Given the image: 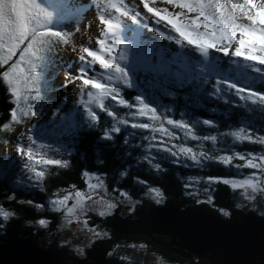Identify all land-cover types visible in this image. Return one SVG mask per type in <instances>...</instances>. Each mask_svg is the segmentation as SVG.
<instances>
[{"label":"trees","instance_id":"1","mask_svg":"<svg viewBox=\"0 0 264 264\" xmlns=\"http://www.w3.org/2000/svg\"><path fill=\"white\" fill-rule=\"evenodd\" d=\"M69 14L62 11V18ZM78 23V18L70 17L66 20L59 31L71 33ZM55 30V29H54ZM55 41L53 42V44ZM124 44L132 45L128 51V64L120 61L121 66H135L132 73L133 87L121 88L122 95L132 101L137 94L143 93L152 106L158 110V115L162 121H147L146 117H136L133 120L129 116L128 110L120 106H115L112 102L110 106H115L118 116L129 120L127 126L120 125L122 131L113 133L112 139L103 138L106 126L113 122L106 113H99L100 123L87 126L86 113L83 112V119H74L72 125L66 120L65 124H55L52 129L47 128L48 138L55 146L53 151L62 152V161H67V166L46 165L41 169L45 172L44 177L37 182H19L5 171L3 155H0V205L4 211L10 213L6 221L0 218V245L9 240L19 239L26 235L39 240L43 229L35 224L40 218L46 219L53 228L59 220L56 211L46 207L48 197L72 188L83 186L82 173L84 170L98 172L102 175L106 188L112 192L124 191L131 197L137 199L134 208L149 209L156 206L184 208L190 206L192 210L211 211L220 217H237L242 214H254L252 210H243L234 204V198L223 179L237 180L245 167L232 163L224 165L217 159L220 153H231L233 151H262L264 145L236 142L229 134L245 128L246 132L255 137L264 135V108L253 105L250 101L239 99L234 94V90L229 94L215 93L212 85L216 76L213 74L209 83L203 82V77L192 80L181 81L170 76L160 75L143 70L144 54L149 52L138 41L124 40ZM52 46V44H51ZM43 48L38 58L32 60V64L22 65L31 74L32 85L30 90H25L23 96L28 99L23 100L21 105L7 92L6 86L0 85V129L5 123L11 121V110L23 107L36 121L41 119L49 107V92L52 89L51 78L48 79L47 54H52V48ZM121 45L112 47V56H118ZM172 57V56H171ZM107 58L108 55H107ZM165 59H170L165 57ZM201 60V59H199ZM195 63L197 60H191ZM202 61V60H201ZM35 65V68L33 67ZM224 73L236 76L235 68L222 67ZM42 70V72H41ZM196 75V74H194ZM242 85H251L257 91L264 92V80H262L252 70H247V79L237 77ZM254 81V82H253ZM105 82V81H103ZM226 87V86H225ZM247 95V93H245ZM105 103H109L108 100ZM94 107V105H93ZM132 111H135L133 109ZM36 113L32 115L31 113ZM75 117L73 114H71ZM166 119L183 121L189 124L192 132L201 137L193 140L188 130L183 128H173L168 125ZM21 123L28 124V118L21 116ZM204 120H209L210 125L203 124ZM143 121L153 124L159 128L163 122L164 127L174 133L169 137L161 132L149 130L132 129V122ZM20 123H18V126ZM22 126V125H21ZM20 126V127H21ZM52 126V124H51ZM15 129L11 128V133ZM61 135V136H60ZM205 136H216L217 141L204 140ZM11 136H6L8 142ZM149 137V139H145ZM127 140V142H125ZM166 140L174 142L182 147H190L193 150H201L210 159H201L200 164H196L185 156L171 157L165 148L157 144H165ZM0 135V145L6 144ZM152 145L151 147H149ZM159 164L160 168H154L153 164ZM186 177L216 178L211 180V201L194 197V193L188 192V187L184 185ZM142 181V183H141ZM147 187L158 188L163 194L161 203L144 196ZM208 187V189H209ZM227 211L229 215L222 216L220 210ZM125 217H132V211L123 209L119 213ZM258 216V215H257ZM100 218V217H97ZM108 216L99 220V224L106 230L102 236L95 237L84 249L81 256L75 255L66 245H49L66 261L77 259L90 260L95 255L105 257L110 264H129L112 253V249L118 244L142 243L143 247L155 253L162 260L171 264H206L207 260L193 255L183 257L171 252L164 246L154 243L147 236L131 233H110V227L104 223ZM154 239L166 242V235H155Z\"/></svg>","mask_w":264,"mask_h":264},{"label":"snow or ice","instance_id":"2","mask_svg":"<svg viewBox=\"0 0 264 264\" xmlns=\"http://www.w3.org/2000/svg\"><path fill=\"white\" fill-rule=\"evenodd\" d=\"M135 2V0H134ZM169 7H157V0H138L135 7L129 10L125 0H105V4L101 5L99 14L100 24L103 28L100 32L101 39L97 40L99 50H90L89 47L81 48L79 60L84 62L87 67H81L79 74L70 76L69 82L76 80L81 81L80 94L84 95L85 89L90 88L95 92L87 91V101L81 99L83 110L86 113V123L88 127H92L100 123L99 113H106L107 117L113 121L110 126H106L103 132V138L112 139L113 133H120L122 128L120 125L127 126L129 120L118 116L115 106H120L128 110L130 117L135 120L136 117H146L147 121H162L158 115V110L148 98L143 94H137L132 101L126 99L121 88L116 85H122L127 88L133 87L132 73L136 70L135 66H121L120 61L125 65L128 64V49L132 47L130 44H124L120 37L122 31L123 19L130 18L133 24H139L141 18L148 21L142 26L148 28L150 25H161L168 29L167 32L158 27H152L151 30L164 40L174 42L181 50L188 49L198 53L201 60L192 63L188 52H177L170 59H165L164 53L160 51H151L144 54L143 70L153 72L160 75L170 76L181 81L192 80L203 77L205 84L213 74L216 79L212 87L215 93H232L244 101H250L253 105H259L264 108V92H260L251 87V85H242L237 77L247 79V70L255 72L262 80H264V0H159ZM140 5L148 15L144 16L139 11ZM67 7V5H64ZM115 9L118 16L108 12L107 9ZM178 9V11L176 10ZM56 13L49 8L44 0H0V85L6 86V90L11 97L19 103L22 93L30 90L32 79L28 70L22 65H31L34 58H38L43 48H48L55 42L67 45L71 40V33L54 30L53 25L57 22ZM246 20L248 23L239 21ZM175 33V35H173ZM112 40L115 44L121 45L118 56H112V46L107 43ZM25 45L24 47H21ZM234 46V47H233ZM212 51L229 57L230 62L234 64L236 76L224 73L220 69V65ZM101 53H107L109 58H105ZM86 54V56L84 55ZM86 57H90L87 60ZM243 61L240 63L237 59ZM99 64V70L95 69V65ZM92 72V75H89ZM196 74V75H194ZM98 77H102L103 81ZM254 82V81H253ZM226 86V87H225ZM247 93V95H245ZM27 100V96H23ZM108 100L109 103H105ZM115 102V106H110ZM94 105V107H93ZM135 109V111H132ZM23 115L27 116L28 111H23ZM33 116L36 113H31ZM11 120L19 123L20 114L17 109L11 110ZM168 125L173 128L187 129L193 140H199L201 137L192 132L189 124L183 121L166 119ZM212 122L204 120L203 124L210 125ZM132 129L151 130L152 132H161L171 137L174 135L169 129L164 127L163 122L159 128L153 126L149 122L137 121L130 124ZM4 129H9L10 125L5 123ZM236 142L243 143L248 141L254 144L264 145V135L255 137L246 132L241 127L237 131L229 134ZM149 139V137H145ZM204 140H210L213 143L217 141L216 136H205ZM27 140L32 144L36 142L32 136H28ZM127 142V140L125 141ZM150 145L149 147H151ZM25 146L21 147L19 142L16 144V152L22 157H26L25 167L29 172L35 170V164L58 165L60 167L67 166V161L59 159H40L34 160V154L39 152V148ZM164 151H171L165 148ZM187 159L196 164L201 163V159H210L203 152L197 154L190 147H181L179 149ZM173 157L177 156V152L172 151ZM240 160L245 161L243 167L249 169H257L264 176V154L257 157L254 153L242 155L235 153ZM219 162L224 165H231L233 156H220ZM259 161V162H256ZM154 168L159 169L160 165L153 164ZM45 175L44 171H36L35 179L41 180ZM85 175H89L85 173ZM210 180L216 178H209ZM99 183L89 184V188L97 189L103 185V181L97 177ZM225 185H231L232 189H243L241 195L245 199H253V195L249 193H257L264 191L258 189V181L253 176H249L242 180L223 179ZM142 183V181H141ZM264 183V180L259 181ZM152 199L156 203H161L163 194L158 188H149L147 190ZM81 192H76V202L67 207V203L71 195H65L61 199L52 200L50 203L56 211L66 208L68 215H73L77 209H84ZM121 196L127 197L128 193L121 192ZM211 201V197H209ZM104 210L99 212L100 216L110 214V210L116 205L111 202H103ZM227 216V211L223 212ZM10 213L0 209V218L9 219ZM45 221L41 219L39 224L45 225Z\"/></svg>","mask_w":264,"mask_h":264},{"label":"rangeland","instance_id":"3","mask_svg":"<svg viewBox=\"0 0 264 264\" xmlns=\"http://www.w3.org/2000/svg\"><path fill=\"white\" fill-rule=\"evenodd\" d=\"M44 3L49 6L50 9L55 11L56 23L53 25V29L59 30V27L62 24L69 20L71 17L78 18V23L76 28L71 32V40L70 43L64 45L63 43L55 42L52 43V54H47L48 59V73L51 78V86L52 89L49 92V107L41 119L36 121L33 120V117L28 114L27 116L23 115V111H26L23 107L19 108L20 121L19 125L15 121H10L9 129H4L3 125L0 129V135L2 136V140L6 142V136H11L6 142V144L0 145V155H3L4 167L5 171L11 174V177L19 182H37L35 177L36 171H42L41 169L45 168L46 165L43 164H35V170L33 172H29L25 167L26 157L22 158L16 152V144L19 142L21 147L29 146L34 149L40 145L44 147L39 148V152L34 154V160L40 159L41 156L45 159H59L62 161L61 155L62 152L53 151L55 146L52 144L51 137L48 134L47 128L49 127L51 131V136H53L52 129L55 124L61 126V124H65L66 120L70 122L72 125L74 119H83V104L80 103L81 99L87 101V91L91 90L95 92L96 90L89 88L85 89L84 95L80 94V86L81 81L76 80L74 82H69L70 76H75L79 74V69L81 67H87L84 62L79 60V56L81 53L82 47H89L90 50H99V44L97 43L98 39H101L100 32L103 28V25L100 24L99 14L101 12V5L105 4V0H44ZM134 3H138V0H135ZM64 5H67L65 7ZM128 6L129 4L126 3ZM135 6V5H134ZM157 7H169V10H173L171 6L164 5L157 0ZM133 7L129 8L131 11ZM66 10L69 14L65 15L63 18L61 17L62 11ZM178 11V9H176ZM107 11L112 13L113 15L118 16L119 13L115 12V9L108 8ZM139 11L146 16L147 13L144 12L143 6L140 5ZM97 14V15H96ZM241 23H248L246 20L239 21ZM144 23H148V21L143 20L139 24H133L130 18L123 19L122 21V31L120 32L121 40H137L144 48H148L151 51H160L162 50L164 56L167 58H171L177 52H188L191 57V60H199L202 58L199 57L198 53L191 52V46L188 49L181 50L178 45L174 42H169L164 40L162 37L157 35L156 32H153L151 28L158 27L164 30L165 32L168 29L161 25H150L148 28H144L142 25ZM175 35V33H173ZM112 47L116 48L118 44H115L112 40L107 41ZM22 45L21 47H24ZM234 47V46H233ZM107 59V53H101ZM86 56V54H84ZM212 56L216 58L219 65L222 67L235 68L236 66L230 62L229 57H224L220 53H216L212 51ZM87 60H90V57H86ZM237 59L240 63L243 61L239 58ZM35 68V65L33 66ZM264 67V66H262ZM95 69L99 70V64L95 65ZM42 72V70H41ZM92 72H89V75H92ZM29 75H31L29 73ZM103 82L102 77H98ZM23 99V97L21 98ZM23 100H20L18 105H21ZM16 108V107H15ZM73 114L75 117H73ZM21 116L24 118H28L30 123L22 124ZM52 124V126H51ZM11 128L15 129L14 132H10ZM28 136H32L33 140L36 142L32 144L27 140ZM61 136V135H60ZM158 146L163 148H168L171 151L168 153L171 155V152H177V156H184L183 153L179 151L182 146L176 145L174 142L170 140H166L165 144L159 143ZM54 147V148H53ZM194 153H201V150H193ZM235 153H240L242 155H247L248 153H254L257 157L264 154V150L262 151H245L237 152L233 151L231 153H220L217 156H233L232 163L237 164L243 167L245 161L239 159ZM171 157H173L171 155ZM259 162V161H256ZM88 173L89 175H85ZM258 181V189H264V183H259V181L264 180V176L261 175L259 170L257 169H249L244 168L242 174L238 176L237 180L245 179L249 176H253ZM97 177L103 181V185L100 188L92 189L89 188V184H97L99 181ZM83 186L81 188H72L57 191L46 200V207L52 211H56L54 207L51 205L52 200L61 199L65 195H71L67 203V207H71L75 202L77 197L75 196L76 192H81L83 195L81 198L84 204V209H77V211L73 215H68L66 208H61L60 211H56L59 215V220L55 227H51L46 219L40 218L35 222V224L43 229V234L38 240L39 244H45L48 247L49 245L62 246L66 245L70 248V250L77 256H81L83 253V249L91 243V241L97 237L102 236L106 233V230L102 228L97 222L104 217L108 216V220L111 219V215L114 213L113 209L110 210V214L105 216H100L99 212L104 210L105 201L114 203L118 208L115 207L116 214L119 216L123 209L128 211H133L134 205L137 202V199L128 195L127 197L121 196L120 193L124 191H116L112 192L106 188L104 183V179L102 175L98 172L84 170L82 173ZM211 180L205 178L198 177H186L184 179V185L188 187V192L194 193V197H198L200 199L209 200L211 193ZM232 193V197L234 198V204L243 210H252L255 215L264 216V191H259L257 193H249L253 195V199H245L241 193L244 191L243 189H235L233 190L231 185H227ZM209 187V189H208ZM149 188L145 189L144 196L152 199L151 194L147 191ZM0 209L1 205H0ZM222 216L224 210H220ZM122 216V215H120ZM100 217V218H97ZM43 219L46 223L44 226L39 224V221ZM32 237V236H31ZM35 239V238H34ZM37 241V239H36ZM112 253L120 259L126 261L129 264H171L168 263L155 253L146 250L143 247L142 243H126V244H118L112 249Z\"/></svg>","mask_w":264,"mask_h":264},{"label":"water","instance_id":"4","mask_svg":"<svg viewBox=\"0 0 264 264\" xmlns=\"http://www.w3.org/2000/svg\"><path fill=\"white\" fill-rule=\"evenodd\" d=\"M118 208V205L117 207ZM114 213L104 223L110 233L147 236L183 257L204 258L206 264H264V216L220 217L211 211L156 206L135 208L132 217ZM166 235V242L154 239ZM0 264H110L100 255L90 260H64L58 252L26 235L0 245Z\"/></svg>","mask_w":264,"mask_h":264},{"label":"bare ground","instance_id":"5","mask_svg":"<svg viewBox=\"0 0 264 264\" xmlns=\"http://www.w3.org/2000/svg\"><path fill=\"white\" fill-rule=\"evenodd\" d=\"M93 2H96V0H93ZM125 3L129 4L128 5V8H131V7H135V3H134V0H125ZM109 12V11H108ZM97 15V14H96Z\"/></svg>","mask_w":264,"mask_h":264},{"label":"clouds","instance_id":"6","mask_svg":"<svg viewBox=\"0 0 264 264\" xmlns=\"http://www.w3.org/2000/svg\"><path fill=\"white\" fill-rule=\"evenodd\" d=\"M257 216V215H256ZM43 245H45V244H43Z\"/></svg>","mask_w":264,"mask_h":264}]
</instances>
